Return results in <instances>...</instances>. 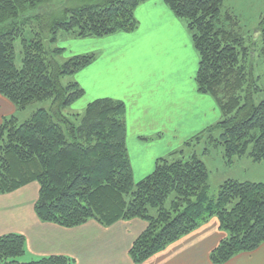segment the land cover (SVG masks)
I'll list each match as a JSON object with an SVG mask.
<instances>
[{
    "label": "trees",
    "instance_id": "trees-1",
    "mask_svg": "<svg viewBox=\"0 0 264 264\" xmlns=\"http://www.w3.org/2000/svg\"><path fill=\"white\" fill-rule=\"evenodd\" d=\"M147 0H0V94L16 109L50 100L18 121L0 120V194L31 182L38 185L34 212L39 220L75 227L88 220L109 226L141 219L143 230L128 255L141 264L210 218L222 233L209 251L213 264L264 243V182L226 179L215 198L208 194V173L192 150L186 159L155 160L153 170L134 182L126 146V104L109 96L89 101L81 113L62 109L84 95L74 75L91 64L96 52L56 56L57 34L108 37L137 28L135 9ZM184 21L197 54L196 90L209 95L220 117L188 138L221 145L226 163L234 157L264 159V99L254 77L252 48L246 45L237 17L221 12L223 0H162ZM257 30L264 53V14ZM257 39V40H258ZM19 41L20 64L15 62ZM72 79L63 83L62 78ZM170 155L183 153V148ZM203 153L208 148L204 146ZM23 235H0V264H73L65 255L22 260Z\"/></svg>",
    "mask_w": 264,
    "mask_h": 264
},
{
    "label": "crops",
    "instance_id": "crops-1",
    "mask_svg": "<svg viewBox=\"0 0 264 264\" xmlns=\"http://www.w3.org/2000/svg\"><path fill=\"white\" fill-rule=\"evenodd\" d=\"M134 15L137 28L131 33L140 31L138 18H141L149 30L147 35L169 48L164 64L172 59L179 65L178 78L163 80L169 83H164L166 86L159 93V103L153 92L143 99L137 89H107V67L115 57L113 54L129 52V47L110 46L96 52L97 58L76 73L74 79L85 91L83 97L76 101L81 107L105 96L125 102L128 157L133 179L140 180L153 170L157 158L168 156L182 147L188 138L217 121L220 114L214 100L196 90L194 74L198 58L184 21L177 18L162 0H147L135 9ZM174 80L172 85L170 82ZM15 109L0 94V120ZM37 190V183L31 182L0 194V235H23L25 260L65 255L73 259V264H134L128 249L145 227L143 220H119L109 226L88 220L70 228L43 222L34 212ZM221 236L217 220L210 218L141 264H213L209 251ZM239 261L264 264V243L252 252L236 254L223 264H237Z\"/></svg>",
    "mask_w": 264,
    "mask_h": 264
},
{
    "label": "rangeland",
    "instance_id": "rangeland-1",
    "mask_svg": "<svg viewBox=\"0 0 264 264\" xmlns=\"http://www.w3.org/2000/svg\"><path fill=\"white\" fill-rule=\"evenodd\" d=\"M226 10L231 11L237 17L245 43L252 48L253 73L254 77H257V84L260 88L255 98L256 101L264 99V53L261 51L262 46L261 41L258 39L259 31L257 30L259 19L264 14V0H223L221 12L223 13ZM138 19H140L139 21L141 22L140 31L138 33L122 32L103 38H78L65 31H60L57 34V42L55 45L64 47V51L56 56V60L61 63L73 54L99 52L110 46L129 47V52L113 54L115 57L107 67V72L109 74L107 78V89L111 90L112 88L120 87L125 89H137L139 97L143 99L148 98L150 92H153L157 96V103H159L161 99L159 93L166 86L163 80L167 78H178L180 69L179 65L174 63L172 59H168L164 64V59L169 48L148 36L147 33L149 30L145 26L144 21L141 18ZM19 48V41L16 40L15 62L17 65L20 64ZM71 79L72 76L68 75L62 78V82L65 83ZM166 83L168 84L169 82ZM170 83L173 85L175 80ZM155 101L156 98L153 99L154 103ZM50 104L49 99L36 101L30 103L24 109H15L12 114L18 118V121H23L29 117L33 110L40 107L49 109ZM83 109L84 108L79 106L78 102H76L63 108L62 113L66 116H70L72 114L81 113ZM204 146L208 148L206 153H203ZM182 148L183 153L168 155V157L171 159H186L194 149L193 151L201 157L206 165L208 173V194L211 198L216 197L219 185L226 179L231 178L240 181L264 182V159L255 162L244 155L234 157L233 162L227 164L222 146H215L213 144L206 145L203 140L195 145L192 144ZM136 181L137 180H134V182ZM18 259L22 261L25 260L26 257L22 256ZM249 263L252 262H248L247 264ZM237 264L245 263L239 261Z\"/></svg>",
    "mask_w": 264,
    "mask_h": 264
}]
</instances>
